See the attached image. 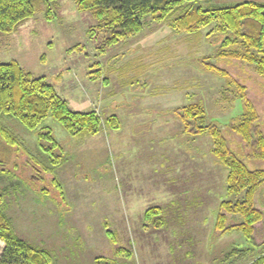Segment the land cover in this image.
Returning a JSON list of instances; mask_svg holds the SVG:
<instances>
[{"label": "rangeland", "instance_id": "1", "mask_svg": "<svg viewBox=\"0 0 264 264\" xmlns=\"http://www.w3.org/2000/svg\"><path fill=\"white\" fill-rule=\"evenodd\" d=\"M49 10L44 5L17 31L0 32V62L16 59L53 83L74 109H96L104 120L119 114L123 126L116 131L103 124L95 135H71L49 119L47 126L66 150L62 164L49 170L36 136L16 121L8 123L26 148L0 136V191L18 235L48 249L54 264L255 260L264 250V224L254 241L236 227L216 229L228 198V170L214 153L220 136L193 133L182 113L200 102L205 124L220 127L217 143L252 170H264V159L250 157L251 143L232 128L253 105L264 134V75L241 59L219 57L225 35L216 31V22L201 34H180L158 12L146 17L144 30L109 46V30L81 11L77 0H58L51 20ZM208 60L231 81L209 71ZM255 198L264 210V189ZM150 208L159 215L147 219ZM2 246L0 241V251Z\"/></svg>", "mask_w": 264, "mask_h": 264}, {"label": "trees", "instance_id": "2", "mask_svg": "<svg viewBox=\"0 0 264 264\" xmlns=\"http://www.w3.org/2000/svg\"><path fill=\"white\" fill-rule=\"evenodd\" d=\"M58 0H0V32L12 33L26 19L40 11L44 5L50 9L49 20L53 19L52 6ZM204 0H77L81 11L91 12L101 27L111 33L107 44H117L145 28V19L150 14L162 13L161 18L170 21L173 30L201 34L203 28L213 26L225 35L219 47L221 58L241 59L251 64L264 75V2L247 0L236 5L207 6ZM180 12L175 16L176 12ZM94 32L92 31L91 34ZM214 33V32H213ZM212 33V34H213ZM208 35H211L208 34ZM207 69L225 78L231 75L205 61ZM231 81V78L229 79ZM234 131L252 145L253 158L264 159V134L259 129L257 113L253 105L245 107ZM206 111L199 102L185 106L182 119L193 133L203 135L210 131L215 135V155L226 166L227 195L222 201L216 229L228 231L236 227L243 235L254 241L257 227L264 224V210L256 204V195L264 189V170H252L243 158L230 151L222 140L220 127L205 124ZM52 119L71 135L99 133L103 124L119 130L122 122L119 114L103 119L96 109L79 111L68 100L58 94L53 83L44 76H34L16 59L0 62V136L12 147L26 150L23 141L8 124L18 122L36 136L38 148L49 157V170L58 167L65 159L66 150L54 135ZM222 148V149H221ZM60 151V153H57ZM26 152V151H25ZM29 156L40 163L35 156ZM160 212V211H159ZM147 219L155 218L158 208L146 211ZM234 221V224H232ZM115 240V239H114ZM0 264H54L53 254L45 247H38L18 235L5 209L4 193L0 191ZM264 248V241L261 242ZM250 264H264V250Z\"/></svg>", "mask_w": 264, "mask_h": 264}]
</instances>
